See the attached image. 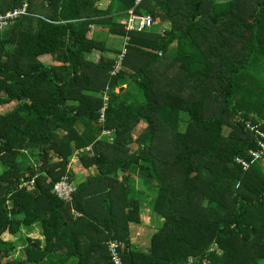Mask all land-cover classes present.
<instances>
[{
  "label": "trees",
  "instance_id": "trees-1",
  "mask_svg": "<svg viewBox=\"0 0 264 264\" xmlns=\"http://www.w3.org/2000/svg\"><path fill=\"white\" fill-rule=\"evenodd\" d=\"M100 1L0 0L26 6L0 29V264H114V240L122 264H264V159L238 161L264 140V0ZM132 8L147 30H125ZM92 26L129 40L114 76L122 44ZM76 160L98 172L62 200ZM142 202L163 218L146 246L128 226Z\"/></svg>",
  "mask_w": 264,
  "mask_h": 264
},
{
  "label": "rangeland",
  "instance_id": "rangeland-1",
  "mask_svg": "<svg viewBox=\"0 0 264 264\" xmlns=\"http://www.w3.org/2000/svg\"><path fill=\"white\" fill-rule=\"evenodd\" d=\"M108 3V0H101L100 1V7H106ZM169 22H165L164 26H162L159 30L161 31V33H164V29H167V27L169 26ZM157 27V25H156ZM125 28V27H124ZM147 30V29H146ZM89 37H91L93 40L102 42L104 43L106 46V48L112 49L114 53H118V51L116 50V48L122 44V42L126 39V37H121L118 35H114L110 32V28L109 27H103V26H96L91 28V31L89 33ZM128 44H129V40L127 39ZM124 44H122V49H123ZM128 46V45H127ZM121 47V46H120ZM121 49V50H122ZM129 49L127 48L126 54L124 57H126L127 53H128ZM100 57V49H96L94 50L91 54L88 55V59L94 63H97V61L99 60ZM42 59L43 62L45 63H49V64H54L55 62L53 61L52 57H50L49 55H45L40 57ZM124 62V58L122 63ZM123 66V64H122ZM118 90H116L117 92ZM106 100V99H105ZM13 105H9L7 107H1L0 108V112H3L5 110H8L12 107ZM208 112H210L211 115H213L215 112L218 113V109L217 106L215 104H210L208 106ZM183 116H185L183 114ZM104 118L101 117V120H103ZM146 127L144 122H140L139 125L137 126V128L134 129V135H138L139 133H141V131ZM250 128V132L252 131L251 126H248ZM247 127V128H248ZM182 130L185 129V126L183 125V123L181 124L180 127ZM106 134L110 133L107 131H104ZM230 132V127L225 126L224 127V133L228 134ZM110 135L112 136L110 141H113V135L112 133H110ZM170 142V140L168 139H164V140H160L159 139V146L162 148V150L164 149L163 147H166L168 145V143ZM135 144L133 143L131 145V151H135ZM90 148V147H88ZM87 148V149H88ZM72 167V172L74 174L73 176V182L78 184L80 182L86 181L87 179H89L92 175H94L95 173L98 172V169L96 166H91L89 168H86L82 165V163L79 160H76L72 165H69ZM119 179H122V175L119 176ZM117 183L114 182V184ZM136 188L142 190L143 193H145L146 195L150 196V197H155L156 196V192L155 191H149L145 185L141 182V180L139 178L136 179ZM139 222H129L128 226H129V236L132 239L133 242L137 243V245H141V246H146V244H148L150 242V237L152 236V233H154L162 224L163 222V218H161L160 216H158L156 213L152 212V210L147 206V204H145L144 202L141 203V206L139 208ZM31 237L33 238H43L41 236V228L36 227L32 233L29 234ZM7 234L5 235V238H7ZM20 248V247H19ZM18 248V249H19ZM19 254V251L16 252V255ZM99 258L100 263H102V259ZM55 259V258H54ZM59 261V260H57Z\"/></svg>",
  "mask_w": 264,
  "mask_h": 264
},
{
  "label": "built area",
  "instance_id": "built-area-1",
  "mask_svg": "<svg viewBox=\"0 0 264 264\" xmlns=\"http://www.w3.org/2000/svg\"><path fill=\"white\" fill-rule=\"evenodd\" d=\"M141 2V0H136V6ZM26 13V6L22 9H15L8 11L4 14H0V29L6 27L13 19L18 17L19 14ZM153 23L151 15L144 13H136L135 8H132L128 12L127 20L125 23L126 31H144L149 28ZM124 46L120 54L117 57V60L114 64L113 69L111 70V75H116L122 69V61L127 51L128 41L127 38L123 41ZM103 118V115H102ZM258 144L260 146L259 150H251V160L247 161L244 159H239L238 161L242 164L243 169L250 167L253 161L264 159V140L259 139ZM92 150V148H88ZM54 192L59 198L66 201H71L73 195L76 192V185L69 179L68 175L63 176L59 181H57L53 186ZM76 215H80L76 213ZM121 243L117 240L111 241L109 244V252L114 264H122V259L120 255Z\"/></svg>",
  "mask_w": 264,
  "mask_h": 264
},
{
  "label": "water",
  "instance_id": "water-1",
  "mask_svg": "<svg viewBox=\"0 0 264 264\" xmlns=\"http://www.w3.org/2000/svg\"><path fill=\"white\" fill-rule=\"evenodd\" d=\"M105 179L108 181L109 187H112L115 182V179L112 177H106Z\"/></svg>",
  "mask_w": 264,
  "mask_h": 264
},
{
  "label": "bare ground",
  "instance_id": "bare-ground-1",
  "mask_svg": "<svg viewBox=\"0 0 264 264\" xmlns=\"http://www.w3.org/2000/svg\"><path fill=\"white\" fill-rule=\"evenodd\" d=\"M72 181V180H71ZM73 182V181H72ZM74 183V182H73ZM75 185H76V188H77V184L76 183H74Z\"/></svg>",
  "mask_w": 264,
  "mask_h": 264
},
{
  "label": "crops",
  "instance_id": "crops-1",
  "mask_svg": "<svg viewBox=\"0 0 264 264\" xmlns=\"http://www.w3.org/2000/svg\"><path fill=\"white\" fill-rule=\"evenodd\" d=\"M108 3H109V2H108ZM108 3H107V4H108ZM93 27H96V26H92V28H93ZM100 55H101V53H100ZM99 58H100V57H99Z\"/></svg>",
  "mask_w": 264,
  "mask_h": 264
}]
</instances>
